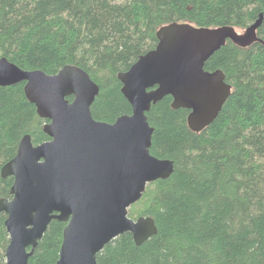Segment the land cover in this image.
I'll return each instance as SVG.
<instances>
[{
  "label": "trees",
  "instance_id": "16d2710c",
  "mask_svg": "<svg viewBox=\"0 0 264 264\" xmlns=\"http://www.w3.org/2000/svg\"><path fill=\"white\" fill-rule=\"evenodd\" d=\"M261 15L260 42H228L206 64L233 88L214 123L192 131L190 112L175 110L172 97L148 113L151 154L174 161L175 171L149 184L129 216L153 218L158 233L141 246L131 234L118 237L97 264H264V0H0V58L48 75L68 65L86 71L100 88L92 115L106 123L132 114L118 76L156 48L160 28L246 30ZM45 123L24 84L0 87V199H11L14 183L2 168L26 135L35 145L50 140ZM6 219L0 264L10 243ZM65 227L51 223L30 264H57Z\"/></svg>",
  "mask_w": 264,
  "mask_h": 264
},
{
  "label": "water",
  "instance_id": "95a60500",
  "mask_svg": "<svg viewBox=\"0 0 264 264\" xmlns=\"http://www.w3.org/2000/svg\"><path fill=\"white\" fill-rule=\"evenodd\" d=\"M262 22L261 15L243 32L187 23L160 28L156 48L118 76L132 114L114 123L93 117L100 88L81 68L68 65L48 75L0 58V87L24 84L28 101L48 122L44 132L50 139L35 145L26 135L2 168L3 178L14 179L11 199H0L10 236L6 264H30L53 221L66 224L57 264H97L105 246L124 234H131L137 246L155 236V220H134L129 210L149 184L173 175L175 163L151 154L155 130L147 115L172 97L175 110L190 112L192 131L208 128L233 88L224 72L207 71V62L228 42L240 48L260 42Z\"/></svg>",
  "mask_w": 264,
  "mask_h": 264
},
{
  "label": "rangeland",
  "instance_id": "374dc122",
  "mask_svg": "<svg viewBox=\"0 0 264 264\" xmlns=\"http://www.w3.org/2000/svg\"><path fill=\"white\" fill-rule=\"evenodd\" d=\"M240 32H243L242 30H240Z\"/></svg>",
  "mask_w": 264,
  "mask_h": 264
}]
</instances>
